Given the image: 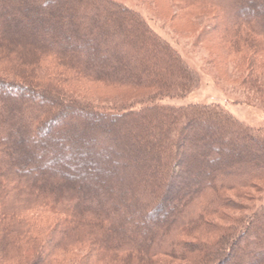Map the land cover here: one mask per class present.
<instances>
[{"label": "trees", "instance_id": "16d2710c", "mask_svg": "<svg viewBox=\"0 0 264 264\" xmlns=\"http://www.w3.org/2000/svg\"><path fill=\"white\" fill-rule=\"evenodd\" d=\"M20 1L30 5V12L36 11L25 14L17 25L22 30L26 25L35 34L40 30L43 42L30 41L21 49L33 57L39 53L52 57L58 65L69 63L91 80L144 93L150 104L137 110L102 111L51 101L52 94L39 88H34L44 95L40 98L35 91L39 103L24 105L19 97L0 101V264H75L73 251L85 242L93 247L82 264L95 259L107 264H156L157 257L179 260L200 243L174 238L175 232L180 237L199 226L205 230L207 216H217L221 223L228 212L243 209L222 192L264 178V133L241 124L218 105L154 104L164 97H185L199 80L138 13L113 0ZM209 1L221 11L229 10L227 25H214L212 33L227 47L226 58L237 59L245 73L241 88L264 103V16L251 12L247 0ZM18 2L0 0V7L17 9ZM227 4H235L234 9ZM36 12L41 19H36ZM14 28L0 13L6 44L11 38L21 40ZM68 41L75 47L69 48ZM8 87L22 88L0 80V89ZM41 106L49 113L56 108L51 121L68 111V129L31 140L34 132H41L38 115L48 114ZM20 138H30L32 152L13 143ZM82 154L90 158L84 160ZM20 157L23 160L17 163ZM200 160L204 165L199 166ZM180 163L193 169L189 179L194 185L189 181L174 188L173 209L163 226L149 222L147 213L165 199L169 202L163 192L156 200L151 186L165 180L172 187ZM29 165L39 171H24ZM95 166L101 167L99 171L93 170ZM80 167L82 172L74 173ZM245 221L237 234L230 233L232 237L226 236L228 232L219 236L199 263H222L239 254L242 264H264V227L254 224L264 223V204ZM214 228L209 226L208 232L217 233Z\"/></svg>", "mask_w": 264, "mask_h": 264}, {"label": "rangeland", "instance_id": "374dc122", "mask_svg": "<svg viewBox=\"0 0 264 264\" xmlns=\"http://www.w3.org/2000/svg\"><path fill=\"white\" fill-rule=\"evenodd\" d=\"M56 1L59 3L61 2L60 0ZM113 1L138 13L146 22L149 29L163 41L170 44L173 51L176 52L178 56L182 58V60H184V62H186V64H188V66L197 74L199 80L198 85L185 97L174 99L164 97L158 102L154 101V104L158 103L173 107H182L198 103L218 105L241 124L247 127L260 129L264 133V103L261 104L255 101L250 93L241 88V76H244L245 73L239 68V64L237 65V59L232 61L231 58H226L227 47H224L222 45L223 43L221 44V42H219L220 39L217 38L220 37L217 36V34L212 33L214 32V25H227L226 20H230L228 16L229 10L222 9L221 11V8L218 7V5L209 0ZM17 4H19L17 9H14L15 6L14 8H8L7 5L0 7V13L4 12L6 14V21L8 22V25H10V28H12V24H14V30L18 29V33L21 34V40H18L16 37L11 38L10 44H6L5 40L2 39L3 34H0V80L15 82L22 86V88L8 87L0 89V101L7 98L16 99L19 97L24 105L35 102L39 103L41 101L40 98L44 97V95L36 89L34 90V88H39L48 90L52 94L51 98L49 97L51 101L56 98L59 101L65 100L76 102L102 111L121 112L129 109L137 110L144 104H150L144 101L146 97L144 93L136 94L127 88H122L121 86L91 80V78H87L82 71L75 67H71L69 63L66 65L65 63H62L63 66L61 64L58 65L59 63L52 57H43L40 53L33 57L31 54L34 53L21 49L20 46L22 47V44H29L30 41L38 44L43 42H41V39L39 38L41 37L40 30L38 31V34H35L32 30L27 31L28 28L26 25L24 26V31L21 29L23 26H20L23 23L22 21L25 14L31 15L32 13H35L36 10L33 9V11L30 12V5L20 0L16 3V7ZM246 5L251 12L259 16H264V0H247ZM234 7L235 4L228 5L230 10L234 9ZM37 12H39L38 9ZM37 12V16L34 15L36 19L41 16ZM43 18H45V16ZM43 18L42 20L46 22ZM75 25L77 27V23H75ZM37 35L39 36L37 37ZM49 35L52 38L53 32L50 31ZM68 47L73 48L75 47V44L68 41ZM22 50L25 51V54H22ZM23 75H25L26 78L22 79L21 76ZM98 79L102 80L101 78ZM35 91L41 94L39 95L40 98ZM45 107L42 108L41 106L43 112L46 110L48 111V108ZM55 110L56 108L50 110V113L48 111L47 115H38L40 118H38V120H41L42 123L39 128L41 129V132L38 134L34 132L31 140L38 139L39 134L52 137L55 132H63L68 129V111L63 112L62 117H59L56 121H51L53 119L51 116L56 113ZM13 143L18 144L27 151H31L30 138L29 140L21 138L15 139L13 140ZM185 143H187V141ZM128 149L134 151L131 147ZM82 155L86 156L84 160L90 158L88 154ZM19 159L20 160H17V163L23 160L21 157ZM200 162L199 166H202V164L204 165L203 161L200 160ZM181 163L179 166L180 174L177 179H175L172 187L170 186L168 188L164 183L165 180H160L161 182L159 183L158 180L155 182L154 186H151L152 192H157V194L155 193L154 195L156 200L159 199V195L163 192L162 195H166L169 198V202L167 203L165 199L158 209L155 211L152 210L150 214L147 213L149 222L158 223V225L163 226L167 212L172 211L173 209L171 199H173L175 195L174 188H181L183 182L189 181L190 186L194 185V181L192 182L189 179V173H191L189 171H193V169L186 168ZM81 164H83V161ZM35 167L36 166L34 165H29L24 168V171L29 172L35 169V171L38 172L39 170ZM154 167L155 165L153 168ZM100 168L101 167L99 166H95L93 167V170L99 171ZM52 171L53 169L46 170L49 174ZM80 171L82 172L81 167L76 168L74 173H79ZM107 184H111V182L108 181ZM75 185H77V183H75ZM249 185L250 186L248 187L240 188V186L233 190H224L222 192L223 196L232 200L236 204L242 205V210L228 212L226 217L221 220V223L217 216H207L205 221L208 226H205L207 228H205V230L199 226L190 232H182L180 237L177 236L178 234L175 232L173 235L174 238H180L184 242H198L200 245L196 247V249H191V251L186 253L182 258L179 257V260H169L168 258L157 257L156 264H200V260L206 257L208 253L206 248L215 244L217 239H219V236L227 232L228 234L225 235L230 236V233L239 231L243 226V223L246 222L245 218L251 215L260 205L264 204V178L254 179L250 181ZM145 191L148 194L151 193V190L147 188ZM241 194H243L242 198H239L238 196ZM260 222L255 221L254 224L256 223L258 226L262 225V227H264V223ZM209 226L215 227L214 229H217V233H209ZM135 227L134 232L136 233L138 229H135ZM235 234H237V232ZM261 234L262 233H260L259 230L256 231L258 239L262 238ZM232 236L233 235H231V237ZM92 247L93 244L89 242L82 243L81 247L76 246L73 251L74 263L82 264L85 261V258L83 259V257H85L86 252ZM226 251L229 252V250ZM238 255L239 254H236V257H233L230 260H225L222 263L216 261L212 263L242 264L238 262ZM254 257H256V255L253 256V258ZM95 260L96 261H92L89 264H107L106 261H103V263L98 262L97 259ZM108 264L114 263L112 262Z\"/></svg>", "mask_w": 264, "mask_h": 264}]
</instances>
